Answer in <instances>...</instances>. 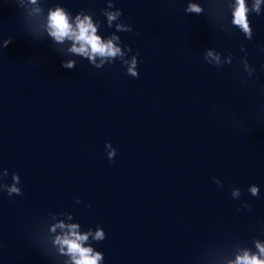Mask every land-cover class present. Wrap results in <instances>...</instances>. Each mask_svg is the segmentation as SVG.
I'll return each mask as SVG.
<instances>
[{
	"label": "water",
	"instance_id": "water-1",
	"mask_svg": "<svg viewBox=\"0 0 264 264\" xmlns=\"http://www.w3.org/2000/svg\"><path fill=\"white\" fill-rule=\"evenodd\" d=\"M244 6L248 33L237 0H0V264H75L77 236L97 264L264 261V0ZM57 10L120 54L71 51Z\"/></svg>",
	"mask_w": 264,
	"mask_h": 264
},
{
	"label": "clouds",
	"instance_id": "clouds-1",
	"mask_svg": "<svg viewBox=\"0 0 264 264\" xmlns=\"http://www.w3.org/2000/svg\"><path fill=\"white\" fill-rule=\"evenodd\" d=\"M238 8L234 13V21L233 23L239 25L245 33H248V24L246 20V8L244 6V0H237ZM189 11L199 12L200 9L195 5L189 6ZM115 19L114 15H109V20ZM50 26L53 31L50 33L55 37L57 41H63L65 37L69 39H74L76 43L80 44V47H76L75 44L71 51L87 56L90 60H94L96 55L100 57H115L120 54V49L114 47L111 40H109L106 44L101 41V39L95 35L96 29L93 27L91 22L86 17L84 20L77 19L76 31L72 30L71 25L68 23L67 17L59 10H57L54 14L50 16ZM209 55H212L209 53ZM134 66V65H133ZM67 68H72L73 64L70 62L65 65ZM129 72L132 75L136 73L129 68ZM110 153V158H111ZM11 191H17V189L13 188ZM252 193L255 195L257 193V188L253 187L251 189ZM74 234V233H73ZM97 238H102V233H97ZM87 237L77 236L76 240H85ZM76 240H67L63 241L64 244H67L69 247V251L72 253L79 254L80 259L75 261V264H97V261L100 259V256L97 254L95 256L90 255V249H82L80 245L76 242ZM261 251H264L262 249ZM240 264H264V261L257 260L255 257L249 259L245 256Z\"/></svg>",
	"mask_w": 264,
	"mask_h": 264
}]
</instances>
